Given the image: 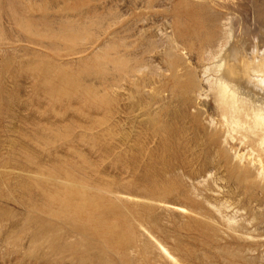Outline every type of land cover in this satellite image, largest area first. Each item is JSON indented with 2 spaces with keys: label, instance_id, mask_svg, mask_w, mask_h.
Masks as SVG:
<instances>
[{
  "label": "rangeland",
  "instance_id": "374dc122",
  "mask_svg": "<svg viewBox=\"0 0 264 264\" xmlns=\"http://www.w3.org/2000/svg\"><path fill=\"white\" fill-rule=\"evenodd\" d=\"M183 1L0 0V264H173L159 244L174 264H264V181L248 172L250 146L211 141L222 133L201 68L209 26ZM189 2L264 43V0ZM188 74L200 82L190 98Z\"/></svg>",
  "mask_w": 264,
  "mask_h": 264
},
{
  "label": "bare ground",
  "instance_id": "6f19581e",
  "mask_svg": "<svg viewBox=\"0 0 264 264\" xmlns=\"http://www.w3.org/2000/svg\"><path fill=\"white\" fill-rule=\"evenodd\" d=\"M15 1V4H16V0H14ZM143 1V0H142ZM164 1V0H163ZM166 1V0H165ZM169 1H171V0H169ZM189 1H191V0H189ZM188 1V2H189ZM196 1H198V0H196ZM218 1V0H217ZM7 2H8V0H7ZM9 2H10V0H9ZM12 2V1H11ZM188 2H185V1H183V2H181L184 6H182L183 8H186V9H189V8H192V10L193 9H200L204 14H205V18H203L204 20H205V22L207 21V23H208V32H206L207 33V37L205 38V36H204V38H205V40H203L202 42H200V40H199V42H200V46L201 45H203V47H205L207 50L206 51H209L208 53H209V55L207 54V52H206V54L208 55V56H206L207 58H205L204 60H203V64H202V67L201 68H203L202 70H203V73L205 74V75H208V76H211L209 79H207V81L210 83V87H209V89H210V91H213V97H214V99H215V103H216V105H215V107H217V110H219L218 112H220V121L219 122H217V123H215L214 122V119L213 120H210V123H209V125H213V124H217L218 126V128H219V130H220V132L222 133V135H217L216 133H214L213 132V135L211 136V141L213 142V141H221L222 140V143H226V144H228V145H234V142H238L239 144H243V145H247V146H250V150L249 151H252L251 152V155H250V157L249 158H247L246 160H247V166H248V172H250L251 174H253L255 177L257 176V180L258 179H260V180H262V181H264V164L262 163V156H264V43L263 44H261V45H254L255 43H254V39H252L251 40V42H248V43H252V41H253V45L252 44H249L250 46H248L247 45V43L245 42V39H243L244 38V36L243 35H241L240 33L238 34H235L236 32L235 31H233L234 30V28L232 27L231 28V26L229 25V23H224V21H226V19L227 18H225L223 15H224V13H223V15L222 14H220V13H217V14H215V13H213V12H210V13H208L207 12V8L206 7H210V5L208 6V4H207V6H205L204 4V6H198V7H195L192 3H188ZM194 2V1H193ZM202 2V1H201ZM227 2V1H226ZM13 3V2H12ZM12 3H11V5H12ZM170 3V2H169ZM177 3V2H176ZM176 3H175V5H176ZM178 3H179V1H178ZM196 3H199V2H196ZM224 3V2H223ZM206 4V3H205ZM220 4H221V2H220ZM186 5V6H185ZM17 6V5H16ZM170 7V6H169ZM168 7V9H170ZM172 7H174V6H172ZM176 7V6H175ZM221 7H224V5L223 6H221ZM16 10V9H15ZM182 10V9H181ZM181 10H180V12H181ZM191 10V11H192ZM169 11V10H168ZM171 11H172V8H171ZM187 11V10H186ZM189 11H190V9H189ZM188 11V12H189ZM209 11V10H208ZM19 11H17V13H18ZM185 12V11H184ZM179 13V12H178ZM20 14V13H19ZM83 14V13H82ZM185 14V13H184ZM186 14H189V13H186ZM193 14H194V12H193ZM192 14V15H193ZM196 14V13H195ZM197 14H198V11H197ZM261 14V13H260ZM171 15V14H170ZM179 15V14H178ZM262 15H264V13L262 14ZM85 16V15H84ZM174 16V15H173ZM183 16V15H182ZM117 17V16H116ZM166 17V16H165ZM175 17V16H174ZM187 17V16H186ZM108 18V17H107ZM115 18V17H114ZM119 18H121V17H119ZM145 18V17H144ZM167 18V17H166ZM177 18V17H176ZM195 18V17H194ZM194 18H192V21L194 22L195 20H194ZM196 18H198V17H196ZM25 19V18H24ZM23 19V20H24ZM68 19V18H67ZM71 19V18H70ZM69 19V20H70ZM118 19V18H117ZM137 19V18H136ZM142 19V18H141ZM140 19V20H141ZM146 19V18H145ZM145 19H144V22H146L147 21V19H146V21H145ZM183 19V18H182ZM203 19H201V20H203ZM167 20V19H166ZM191 20V19H190ZM190 20H187V21H190ZM41 21H43V20H41ZM71 21V20H70ZM75 21V20H74ZM73 21V22H74ZM178 21V20H177ZM181 21V20H180ZM21 22V21H20ZM25 22V21H24ZM78 22V21H77ZM143 22V23H144ZM171 22V21H170ZM170 22H168L167 23V21H166V23L167 24H169ZM199 22V21H198ZM45 23V22H44ZM69 22H67V24H68ZM75 23V22H74ZM139 23V22H138ZM138 23H136L137 25H138ZM165 23V24H166ZM190 23V22H189ZM202 23V22H201ZM71 24V23H70ZM69 24V25H70ZM78 23H75L74 25H76V26H78L77 25ZM164 24V23H163ZM164 24V25H165ZM40 25V24H39ZM46 25L48 26V23H46ZM112 25V24H111ZM171 25V24H170ZM205 25H207V24H205ZM50 26V25H49ZM179 26V25H178ZM183 26V25H182ZM181 26V29L183 28ZM185 26V25H184ZM108 27V26H107ZM137 27V26H136ZM166 27V26H165ZM174 28L173 29H176L175 27H177V26H173ZM236 27V26H235ZM66 28V27H65ZM77 28H79V27H77ZM84 28V27H83ZM168 28H169V26H168ZM167 27H166V29H168ZM170 28H172V27H170ZM203 28V27H202ZM201 28V29H202ZM255 28H256V26H255ZM64 29V28H63ZM72 29V28H71ZM147 28L145 27V30H146ZM148 29H150V27L148 28ZM186 29V28H185ZM207 29V28H206ZM82 30V29H81ZM86 30V29H85ZM110 30V29H109ZM125 30V29H124ZM126 30H127V28H126ZM130 30V29H129ZM135 30V29H134ZM141 30V29H140ZM152 30V29H151ZM178 30V29H177ZM189 30L190 29H188V32H189ZM260 30V29H259ZM37 31V30H36ZM75 31V30H74ZM80 31V30H79ZM108 31V30H107ZM144 31V30H143ZM166 31V30H165ZM39 32V31H38ZM76 32V31H75ZM75 32H72V33H75ZM82 32V31H81ZM118 32V31H117ZM120 32V31H119ZM129 32V31H128ZM132 32V31H131ZM130 32V33H131ZM170 32V29H169V31H168V33ZM172 32H173V30H172ZM174 32L176 33V30H174ZM173 32V33H174ZM180 32H182V30H180ZM185 32H186V30H185ZM203 32V31H202ZM202 32H201V34H202ZM205 32V31H204ZM235 32V33H234ZM58 33V32H57ZM69 33V32H68ZM68 33H66L67 35H68ZM84 33H85V31H84ZM195 33H196V31H195ZM205 33V34H206ZM259 33V32H258ZM258 33H256V34H258ZM64 34V33H63ZM76 34V33H75ZM77 34H79V32L77 33ZM172 34V33H171ZM177 34V33H176ZM182 34V33H181ZM185 33H183V35H184ZM252 34V33H251ZM70 35H72V34H70ZM167 35V34H166ZM169 35H170V33H169ZM188 35V34H187ZM186 35V36H187ZM253 35H254V32H253ZM110 36V35H109ZM131 36V35H130ZM181 36V35H180ZM194 36V35H193ZM65 37H66V35H65ZM68 37H69V35H68ZM167 37H169V36H167ZM166 37V38H167ZM174 37V36H173ZM55 38H56V36H55ZM70 38H73V37H70ZM69 38V39H70ZM77 38H78V35H77ZM111 38V37H110ZM109 38V39H110ZM172 38V37H171ZM181 38V37H180ZM185 38V37H184ZM190 38H192V36L190 37ZM189 38V39H190ZM194 38V37H193ZM245 38H247V37H245ZM256 38H258L257 37V35H256ZM57 39V38H56ZM114 39V38H113ZM175 39V38H174ZM173 39V40H174ZM188 39V40H189ZM259 39V38H258ZM108 40V39H107ZM167 39H165V41H166ZM181 40V39H180ZM248 39H246V41H247ZM256 40V39H255ZM171 41V40H170ZM189 41H191V40H189ZM110 42V41H109ZM112 42H114V41H112ZM172 42V41H171ZM174 42H176V41H174ZM181 42V41H180ZM185 42V40L183 41V43ZM188 42V41H187ZM257 42V41H256ZM167 43V42H166ZM177 43H179L178 41H177ZM191 43V42H190ZM202 43V44H201ZM257 43H260L259 41L257 42ZM262 43V42H261ZM106 44V43H105ZM174 44V43H173ZM188 44H189V42H188ZM118 45V44H117ZM195 45V44H194ZM171 46V45H170ZM169 46V47H170ZM175 47H176V45H174ZM173 46V47H174ZM197 46V45H196ZM199 46V47H200ZM228 46H230V47H228ZM254 48H253V47ZM116 47V46H115ZM115 47H112L113 49L115 48ZM181 47V46H180ZM189 47H191L192 48V46H189ZM108 48H111V46L110 47H108ZM111 48V49H112ZM117 48V47H116ZM116 48H115V50H116ZM126 48V47H125ZM182 48V47H181ZM190 48V49H191ZM201 48V47H200ZM112 49V50H113ZM169 49V48H168ZM172 49V48H171ZM170 49V50H171ZM179 49V48H178ZM183 49V48H182ZM98 50V49H97ZM107 50V49H106ZM108 50H110V49H108ZM117 50H119V49H117ZM184 50H185V48H184ZM194 50V49H193ZM198 50V49H197ZM227 50V51H226ZM99 51V50H98ZM123 51V50H122ZM180 51V50H179ZM182 51V50H181ZM195 51V50H194ZM200 51V50H199ZM103 52H105L106 53V51H104L103 50ZM118 52V51H117ZM120 52V51H119ZM168 52V51H167ZM202 52V51H201ZM205 52V51H204ZM98 53V52H97ZM110 53H111V51H110ZM109 53V54H110ZM115 52H113V54H114ZM123 53V52H122ZM175 53V52H174ZM198 53V52H197ZM112 54V53H111ZM173 54V53H172ZM177 54V53H176ZM195 54H196V52H195ZM200 54V53H199ZM202 56L204 55L203 53L201 54ZM118 56V55H117ZM167 56V55H166ZM174 56V55H173ZM106 57L107 56H105V59H106ZM109 57V56H108ZM110 57H112L111 55H110ZM114 57V56H113ZM132 57V56H131ZM171 57V56H170ZM177 57V56H176ZM205 57V56H204ZM204 57H202V58H204ZM120 58V57H119ZM200 58V57H199ZM201 58V59H202ZM114 59V58H113ZM117 59V58H116ZM115 59V60H116ZM134 59H135V57H134ZM170 59V58H169ZM169 59H168V61H169ZM174 59V58H173ZM102 60H103V58H102ZM120 60V59H119ZM118 59H117V61H119ZM121 60H122V57H121ZM125 60V59H124ZM171 60V59H170ZM176 60V59H175ZM114 61V60H113ZM135 61V63H136V60H134ZM207 61V62H206ZM116 62V61H115ZM126 62H128V58H127V61ZM176 62H177V60H176ZM176 62H174L175 64H177ZM117 63V62H116ZM123 63V61H121V64ZM131 63H133V61H131ZM134 63V64H135ZM138 63V62H137ZM167 63H169V62H167ZM109 64V63H108ZM120 64V63H119ZM120 64V65H121ZM128 64V63H127ZM106 65H107V63H106ZM109 65H111V64H109ZM119 65V66H120ZM125 65V64H124ZM130 65V64H129ZM133 65V64H132ZM132 65H131V67H132ZM136 65V64H135ZM170 65V64H169ZM168 65V66H169ZM118 66V65H117ZM117 66H115V67H117ZM126 66V65H125ZM124 66V67H125ZM111 67V66H110ZM113 68H115L114 66H112ZM111 67V68H112ZM123 67V66H122ZM130 67V66H129ZM131 67H130V69H131ZM176 67V66H175ZM110 68V69H111ZM120 68H121V66H120ZM119 68V69H120ZM134 68V67H133ZM171 68H174V67H171ZM123 69V68H122ZM127 69V68H126ZM125 69V70H126ZM177 68H175V70H176ZM182 69H187V68H182ZM128 70V69H127ZM132 70V69H131ZM181 70V69H180ZM188 70V69H187ZM116 71V70H115ZM170 71V70H169ZM173 72V71H172ZM186 72V71H185ZM184 72V73H185ZM188 72V71H187ZM138 73H140L139 71H138ZM174 73V72H173ZM173 73H171V74H173ZM181 73V72H180ZM183 73V74H184ZM192 73V72H191ZM116 73H114V75H115ZM130 74V77H131V73H129L128 72V75ZM134 74H136V73H134ZM194 74V73H193ZM193 74H188V75H186V78H187V81L185 80V79H183L182 81L184 82V80H185V82L184 83H186V85L184 84V86H185V88L183 87V86H180V84H179V86H180V88L181 87H183L185 90H184V92H185V94L187 95L186 96V98L189 96V94H190V92L192 91V90H194L195 88H198V84L200 83L195 77H197L198 75H196V76H194ZM196 74V73H195ZM113 75V74H112ZM113 75V76H114ZM177 75V74H176ZM204 75V76H205ZM118 76H120V74L118 75ZM181 76V75H180ZM112 77V76H111ZM110 77V78H111ZM116 77H117V75H116ZM128 77V76H127ZM175 77V76H174ZM177 77H179L178 75H177ZM182 77H185V76H182ZM118 78H121V77H118ZM118 78H117V80H118ZM137 78V77H136ZM180 78V77H179ZM178 78V79H179ZM125 79V78H124ZM124 79H122V80H124ZM172 79H174V78H172ZM176 79V78H175ZM110 80H112V79H110ZM115 80V79H114ZM116 80V81H117ZM200 80V79H199ZM113 81V80H112ZM125 81H127V80H125ZM206 81V80H205ZM170 82V81H169ZM176 82V81H175ZM123 83V82H122ZM179 83V82H178ZM181 84H182V82H180ZM124 84V83H123ZM172 84V83H171ZM174 84V83H173ZM200 85V84H199ZM112 86V85H111ZM178 86V85H177ZM174 88H175V86H174ZM178 90V89H177ZM199 90H200V88H199ZM181 91V90H180ZM202 91V90H201ZM182 92V91H181ZM192 96H193V93L191 94ZM194 95H195V93H194ZM199 95V94H198ZM185 96V95H184ZM188 98H190V97H188ZM139 111V110H138ZM139 112H141V111H139ZM142 113V112H141ZM218 120V119H217ZM210 127H212V126H210ZM212 129H214V128H212ZM211 130L209 129V131L208 132H210ZM209 134V133H208ZM210 141V142H211ZM209 143V142H208ZM236 144V143H235ZM222 145H224V144H222ZM212 147H213V144H212ZM219 147V146H218ZM210 148H211V146H210ZM214 148H216L215 146H214ZM231 148V147H230ZM245 148V147H244ZM218 149V148H217ZM227 149V148H226ZM215 150V149H214ZM212 151V150H211ZM214 152V151H213ZM215 152H216V150H215ZM219 152V151H218ZM230 153V152H229ZM244 153V152H243ZM257 153V159H256V161L255 160H252V158H251V156H253L254 154H256ZM216 154V156H217V153H215ZM212 155V154H211ZM233 155V154H232ZM231 155V156H232ZM246 155V154H245ZM213 156V155H212ZM237 156V157H236ZM235 156V160L236 161H238L239 162V164H240V161L242 160V158H244V155H239V154H237ZM215 157V156H214ZM234 156H232V159H233V162L235 161L234 160V158H233ZM216 159V158H215ZM214 159V160H215ZM212 160H213V158H212ZM60 161V160H59ZM58 161V162H59ZM212 163H214V161L212 162ZM220 163V162H219ZM218 163V164H219ZM242 164V163H241ZM215 166V165H214ZM213 166V167H214ZM219 166H220V164H219ZM223 168V167H222ZM216 169V168H215ZM214 169V170H215ZM211 170H213L212 169V167H211ZM217 170V169H216ZM223 171V170H222ZM220 172H221V169H220ZM225 172V171H224ZM215 173H219V172H214V174ZM221 174V173H220ZM224 174V173H223ZM226 174V173H225ZM216 175V174H215ZM214 175V176H215ZM40 177V176H39ZM47 178V177H46ZM219 178V177H218ZM248 178V177H247ZM50 179V178H49ZM246 179V178H245ZM79 180H81V179H79ZM88 180V179H87ZM219 181V180H218ZM225 181H227V180H225ZM245 181H247V180H245ZM3 182V181H2ZM55 182H57V181H55ZM62 182V181H61ZM99 182H101V181H99ZM217 182V181H216ZM220 182V181H219ZM58 183V182H57ZM62 183H64V182H62ZM90 183V182H89ZM235 183V182H234ZM246 183V182H245ZM60 184V183H59ZM68 184H69V182H68ZM93 184H95V183H93ZM92 184V185H93ZM99 184V183H98ZM163 184H165V183H163ZM213 184V183H212ZM214 184H215V182H214ZM219 184V183H218ZM73 185V184H72ZM89 185H91V184H89ZM91 185V186H92ZM76 186V185H75ZM94 186V185H93ZM98 186V185H97ZM139 186V185H138ZM162 186V185H161ZM238 186V185H237ZM112 187V186H111ZM142 187V186H141ZM234 187V186H233ZM249 187V186H248ZM91 188V187H90ZM134 188H136V187H134ZM144 188V187H143ZM222 188V187H221ZM244 188V187H243ZM93 190H94V188H92ZM145 189V188H144ZM153 189V188H152ZM151 189V190H152ZM162 189H163V187H162ZM223 189V188H222ZM235 189V188H234ZM89 190V189H88ZM139 190V189H138ZM160 190V189H159ZM158 190V191H159ZM224 190V189H223ZM232 190V189H231ZM230 190V191H231ZM87 191V190H86ZM102 191V190H101ZM143 191V190H142ZM150 191V190H149ZM247 191V190H246ZM103 192H106V191H103ZM163 192V191H162ZM190 192V191H189ZM229 192V191H228ZM252 192H254V191H252ZM109 193V192H108ZM116 193V192H115ZM121 193V192H120ZM141 193V192H140ZM146 193V192H145ZM158 193H160V192H157V193H155V194H158ZM173 193V192H172ZM191 193V192H190ZM196 193V192H195ZM217 193V192H216ZM222 193V192H221ZM82 194H85V193H82ZM109 194H111V193H109ZM147 194V193H146ZM183 194H185V193H183ZM228 194H230V193H228ZM248 194V193H247ZM79 195H80V193H79ZM147 195H149V193L147 194ZM151 195H152V193H151ZM158 195H160V194H158ZM157 195V196H158ZM162 195V194H161ZM193 195V194H192ZM197 195V194H196ZM250 195V194H249ZM86 196V195H85ZM113 196V195H112ZM118 196V195H117ZM156 196V195H155ZM165 196V195H164ZM251 196V195H250ZM38 197H39V195H38ZM123 197V196H122ZM121 197V198H122ZM138 197V196H137ZM154 196H152V198H153ZM158 197H160V196H158ZM163 197V196H162ZM193 197V196H192ZM196 197V196H195ZM203 197V196H202ZM243 197V196H242ZM139 198V197H138ZM144 198L145 199H147L145 196H144ZM151 198V197H150ZM150 198H148V199H150ZM151 198V199H152ZM39 199H41V198H39ZM72 199V198H71ZM95 199V198H94ZM116 199H117V197H116ZM122 199H124V198H122ZM128 199L129 198H127V201H128ZM135 199V198H134ZM143 199V198H142ZM196 199H199V198H196ZM85 200V199H84ZM131 200V199H130ZM135 200H137V199H135ZM160 200H161V198H160ZM160 200H159V202H160ZM163 200V199H162ZM43 201H45V200H43ZM118 201V200H117ZM141 201V200H140ZM151 201V200H150ZM152 201H155V202H157L156 200H154V198H153V200ZM151 201V202H152ZM208 201H209V199H208ZM215 201V200H214ZM90 202V201H89ZM121 202V201H120ZM126 202V201H125ZM130 202V201H129ZM145 202V201H144ZM163 202V201H162ZM211 202V201H210ZM39 203V202H38ZM91 203V202H90ZM123 203V202H122ZM128 203V202H127ZM204 203V202H203ZM216 203V202H215ZM232 203V202H231ZM230 203V204H231ZM130 204V203H129ZM157 204V203H156ZM160 204H161V202H160ZM171 204V203H170ZM206 204V203H205ZM225 204H226V202H225ZM238 204V203H237ZM118 205V204H117ZM125 205H126V203H124V206H122V207H125ZM171 205H173V204H171ZM171 205L169 206V205H167V209H170V210H178V208L175 206H173V207H171ZM175 205V204H174ZM203 205V204H202ZM215 205V204H214ZM29 206V205H28ZM45 206V205H44ZM43 206V207H44ZM180 206V205H179ZM241 206V205H240ZM35 207V206H34ZM39 207H41V206H39ZM39 207H37V208H39ZM131 207H132V205H131ZM135 207H137V206H135ZM141 207V206H140ZM145 207H146V205H145ZM220 207V206H219ZM45 208V207H44ZM51 208V207H50ZM182 208V207H181ZM130 209V208H129ZM138 209H140L139 207H138ZM152 209V211H153V209H154V207L153 208H151ZM156 209V208H155ZM183 209V208H182ZM195 209V208H194ZM221 209H222V206H221ZM224 209V208H223ZM222 209V210H223ZM237 209V208H236ZM244 209V208H243ZM259 209H262V208H259ZM125 210H126V208H125ZM170 210H168L169 212H171ZM189 210V209H188ZM219 210V209H218ZM238 210V209H237ZM245 210V209H244ZM243 210V211H244ZM128 211V210H127ZM129 211H131V213H132V210H129ZM152 211L150 210L149 212V214H153L152 213ZM182 211V210H181ZM204 211H206V210H204ZM122 212H125L123 209H122ZM140 212V211H139ZM147 212V211H146ZM163 212V211H162ZM199 212V211H198ZM258 212H260L259 210H258ZM120 213V214H119ZM118 214H119V216L121 215V212H119ZM219 213V212H218ZM125 214H126V212H125ZM134 214V213H133ZM141 214V213H140ZM145 215H146V213H144ZM159 214V213H158ZM165 214V213H164ZM163 214V215H164ZM172 214H174L173 212H172ZM179 214V213H178ZM244 214V213H243ZM116 215V214H115ZM130 215H132V214H130ZM143 215V214H142ZM141 215V216H142ZM144 215V216H145ZM154 215H155V213H154ZM166 215V214H165ZM164 215V216H165ZM168 215V214H167ZM194 215H196V214H192V216H194ZM220 215H222V213L220 214ZM100 216V215H99ZM105 216V215H104ZM163 216V217H164ZM175 216V215H174ZM191 216V215H190ZM198 216V215H197ZM205 216V215H204ZM230 216V215H229ZM106 217V216H105ZM109 217V216H108ZM128 217V216H127ZM132 217V216H131ZM152 217V216H151ZM167 217V216H166ZM257 217V216H256ZM110 218H112V217H109V220H110ZM137 218V217H136ZM143 218H146V217H143ZM160 218V217H159ZM161 218H162V215H161ZM160 218V219H161ZM168 218V217H167ZM181 218V217H180ZM197 218V217H196ZM200 218V217H199ZM203 218V217H202ZM240 218V217H239ZM245 217L243 216L242 217V222H243V219H244ZM152 219V218H151ZM164 219V218H163ZM166 219V218H165ZM213 219V218H212ZM220 219H222V217L220 216ZM223 219H224V217H223ZM253 219V218H252ZM61 220H63V219H61ZM69 220V219H68ZM75 220V219H74ZM103 220V219H102ZM101 220V221H102ZM127 220H128V218H127ZM137 220V219H136ZM139 220V219H138ZM147 220V219H146ZM149 220V219H148ZM180 220H182V219H180ZM204 220V219H203ZM255 219H253L252 220V222L254 221ZM104 221V220H103ZM140 221V220H139ZM139 221H138V223H139ZM151 221V220H150ZM155 221H156V216H155ZM157 221H159V219L157 220ZM186 221V220H185ZM229 221V220H228ZM255 221H257V219L255 220ZM71 222V221H70ZM106 222V221H105ZM124 222H125V220H124ZM129 222H131V219H129ZM145 222V221H144ZM160 222V221H159ZM158 222V223H159ZM178 221H176V223H177ZM204 222V221H203ZM210 222V221H209ZM213 222V221H212ZM215 222V221H214ZM224 222H225V219H224ZM226 222H227V220H226ZM241 222V223H242ZM246 222V221H245ZM60 223H62L61 221H60ZM115 224H116V222H114ZM154 223V222H153ZM152 223V224H153ZM161 223V222H160ZM162 223H164V222H162ZM161 223V224H162ZM168 223V222H167ZM183 223V222H182ZM207 223V222H206ZM216 223V222H215ZM214 223V224H215ZM229 223V222H228ZM237 223H239V222H237ZM244 223V222H243ZM250 223V222H249ZM72 224V223H71ZM99 224H101V222L99 223ZM103 224V223H102ZM101 224V225H102ZM115 224H114V226H115ZM134 224V223H133ZM144 224V223H143ZM142 224V225H143ZM147 224V223H146ZM166 224V223H165ZM184 224V223H183ZM226 224V223H225ZM65 225H66V222H65ZM117 225V224H116ZM128 225V224H127ZM131 225V224H130ZM148 225V224H147ZM168 225V224H167ZM211 225V224H210ZM216 225H218L217 223H216ZM231 226L230 227H232V224H230ZM64 226V225H63ZM80 226V225H79ZM103 226V225H102ZM134 226H136V225H134ZM156 226H158V225H156ZM160 226H162V225H160ZM173 226H174V224H173ZM263 226V225H262ZM262 226H259V228H261ZM70 227V226H69ZM76 227V226H75ZM82 227V226H81ZM84 227V226H83ZM117 227V226H116ZM128 227V226H127ZM142 227V226H141ZM140 227V228H141ZM144 227H146V226H144ZM176 227H178V226H176ZM179 227H180V225H179ZM187 227V226H186ZM106 228V227H105ZM139 228V229H140ZM158 228V227H157ZM175 228V227H174ZM180 228H182V226L180 227ZM185 228V227H184ZM239 228V227H238ZM78 229V228H77ZM80 229V228H79ZM112 229H113V227H112ZM115 229V228H114ZM113 229V230H114ZM129 229H130V227H129ZM136 229V228H135ZM138 229V228H137ZM137 229H136V231H137ZM145 229V228H144ZM163 229H165V228H163ZM224 229V228H223ZM230 229V228H229ZM235 229V228H234ZM256 229H257V227H256ZM132 230H134L133 228H132ZM141 230V229H140ZM146 230V229H145ZM150 230V229H149ZM152 230H154V229H152ZM159 230V229H158ZM158 230H157V232H158ZM169 230V229H168ZM168 230H166L165 232H167ZM182 230V229H181ZM227 230V229H226ZM258 230V229H257ZM264 230V229H263ZM61 231V230H60ZM114 231H116V230H114ZM118 231H119V229H118ZM135 231V230H134ZM148 231V230H147ZM222 231V230H221ZM220 231V232H221ZM260 231V230H259ZM76 232V231H75ZM145 232V231H144ZM149 232V231H148ZM150 232H151V230H150ZM164 232V233H165ZM219 232V233H220ZM248 232H250V230L248 231ZM263 232V231H262ZM175 233V232H174ZM177 233V232H176ZM175 233V234H176ZM245 233V232H244ZM67 234V233H66ZM138 234V233H137ZM146 234V233H145ZM162 235H163V233H161ZM166 234V233H165ZM164 234V235H165ZM170 234V233H169ZM168 234V235H169ZM234 234V233H233ZM238 234V233H237ZM247 234V233H246ZM77 235V234H76ZM75 235V236H76ZM136 235V234H135ZM141 235V234H140ZM151 235V234H150ZM156 235V234H155ZM172 235V234H171ZM67 236V235H66ZM72 236V235H71ZM80 236V235H79ZM91 236V235H90ZM137 236H139V235H137ZM136 236V237H137ZM227 236H229V235H227ZM237 237H239L240 238V235H236ZM235 236V237H236ZM242 236H245V235H242ZM65 237V236H64ZM70 237V236H69ZM69 237L67 236V239H69ZM82 237V236H81ZM80 237V238H81ZM143 237H147V235H144ZM152 237V236H151ZM149 238L148 240H151L152 238ZM153 237H154V235H153ZM156 237H157V235H156ZM156 237H154V238H156ZM163 237H166V236H163ZM174 237H176V236H174ZM249 237V236H248ZM71 238V237H70ZM168 238V237H167ZM171 238V237H170ZM246 238V237H245ZM259 238V237H258ZM76 239V238H75ZM83 239V238H82ZM104 239V238H103ZM115 239V238H114ZM125 239V238H124ZM123 239V240H124ZM134 239V238H133ZM139 239V238H138ZM142 239H144V238H142ZM175 239V238H174ZM205 239V238H204ZM246 239H248V238H246ZM260 239V238H259ZM140 240V239H139ZM148 240H146V241H148ZM152 240H154V239H152ZM158 240V239H157ZM173 240V239H172ZM177 240V239H176ZM190 240V239H189ZM96 241V240H95ZM99 241V240H98ZM97 241V242H98ZM111 241V240H110ZM132 241V240H131ZM130 241V242H131ZM138 241V240H137ZM155 241V240H154ZM158 241H160V240H158ZM162 241H163V239H162ZM249 241V240H248ZM255 241V240H254ZM103 242H104V240H103ZM156 242V241H155ZM173 242V241H172ZM176 242V241H175ZM196 242V241H195ZM242 242V241H241ZM132 243V242H131ZM139 243V242H138ZM137 243V244H138ZM142 243V242H141ZM144 243H145V241H144ZM154 243V242H153ZM152 243V244H153ZM166 243V242H165ZM180 243H181V241H180ZM182 243H185V242H182ZM204 243H205V241H204ZM72 244V243H71ZM158 244V243H157ZM174 244V243H173ZM208 244V243H207ZM63 245V244H62ZM103 245V244H102ZM133 245V244H132ZM141 245V244H140ZM143 245V244H142ZM145 245V244H144ZM143 245V246H144ZM149 245H151V244H149ZM164 245V244H163ZM105 246V245H104ZM135 246H137L136 244H135ZM152 246V245H151ZM155 246H158V248H160L161 249V251H162V253H164L165 254V256H166V258H169L170 260H172L174 263L175 262H177V259L178 258H173V255L171 256V254L162 246V245H155ZM154 246V244H153V247H155ZM179 246H180V244H179ZM223 246V245H222ZM63 247V246H62ZM170 247V246H169ZM206 247H207V245H206ZM209 247H211L210 245H209ZM217 247V246H216ZM221 247V246H220ZM95 248V247H94ZM134 248V247H133ZM137 248H138V246H137ZM139 248H140V246H139ZM138 248V249H139ZM147 248V247H146ZM146 248H143L144 249V251L146 252ZM157 248V249H158ZM173 248V247H172ZM184 248V247H183ZM214 248V247H213ZM105 249V248H104ZM129 249V248H128ZM146 249V250H145ZM151 249V248H150ZM153 249V248H152ZM157 249H156V251H157ZM216 249V248H215ZM217 249H218V247H217ZM155 250V249H154ZM159 250V249H158ZM185 250H186V248H185ZM126 251H127V248H126ZM125 251V252H126ZM132 251H134V250H132ZM139 251L141 252V248L139 249ZM160 251V250H159ZM216 251V250H215ZM218 251H220V250H217V252ZM99 252V251H98ZM117 252V251H116ZM136 252V251H135ZM144 252V253H145ZM153 252V251H152ZM151 252V253H152ZM158 252V251H157ZM100 253V252H99ZM102 253V252H101ZM142 253V252H141ZM150 253V252H149ZM220 253V252H219ZM224 253V252H223ZM129 254V253H128ZM153 254V253H152ZM197 254V253H196ZM246 254V253H245ZM250 254V253H249ZM254 254V253H253ZM119 255V254H118ZM142 255V254H141ZM145 255V254H144ZM151 255V254H150ZM149 255V256H150ZM158 255V254H157ZM244 255V254H243ZM263 255H264V253H263ZM123 256V255H122ZM137 256V255H136ZM143 256V255H142ZM142 256H140V257H142ZM147 256V255H146ZM161 256V255H160ZM159 256V257H160ZM196 256V255H195ZM203 256V255H202ZM139 257V259H141ZM198 257V256H197ZM123 258V257H122ZM131 258H132V256H131ZM152 258H155V255H154V257H152ZM156 258H158V256L156 257ZM155 258V259H156ZM161 258V257H160ZM159 258V259H160ZM208 258V257H207ZM262 258V257H261ZM126 259V258H125ZM135 259V258H134ZM144 259H146L145 257H144ZM133 260V259H132ZM164 260V259H163ZM206 260V259H205ZM130 261V260H129ZM157 261H158V259H157ZM160 261V260H159ZM158 261V262H159ZM132 262V261H131ZM133 262H134V260H133ZM135 262H137V261H135ZM143 262V261H142ZM147 262V261H146ZM145 262V263H146ZM151 262H153V261H151ZM225 262V261H224ZM165 263V262H164ZM173 263V264H174ZM211 263V262H210ZM131 264V263H130ZM154 264H156V263H154ZM160 264V263H159ZM177 264V263H176ZM206 264V263H205Z\"/></svg>",
  "mask_w": 264,
  "mask_h": 264
}]
</instances>
